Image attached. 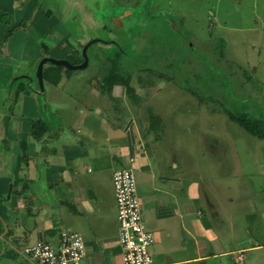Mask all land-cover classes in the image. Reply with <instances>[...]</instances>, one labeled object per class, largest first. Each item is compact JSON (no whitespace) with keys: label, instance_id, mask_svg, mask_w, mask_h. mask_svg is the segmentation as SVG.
<instances>
[{"label":"rangeland","instance_id":"obj_1","mask_svg":"<svg viewBox=\"0 0 264 264\" xmlns=\"http://www.w3.org/2000/svg\"><path fill=\"white\" fill-rule=\"evenodd\" d=\"M37 4L30 19L23 22L19 18L15 22L14 14H6L9 30L4 35L6 38H0L5 46L0 54V66L4 69L0 72V84H11L13 90L21 86L28 91L27 96L37 106L42 105L38 109L40 119L47 120L54 128L62 126L59 120L62 113L56 110L61 105L69 108L66 117L74 111L81 113L79 120L74 119L78 120L74 121L75 127L78 124L83 128L81 121L88 112L96 114L92 115L95 120L107 118L113 126L132 117L145 146H160L159 150L185 147L192 153L194 164L210 170L207 175L219 205L240 226V243L248 239L245 236L250 227L257 235L245 243L264 239V220H258L264 215V142L248 135L220 113L211 115L213 109L222 107L235 113L244 109L255 117L264 113V43L261 40L256 45L260 52L257 55L245 38L244 44L237 45L243 50L232 53L231 37L235 33L227 30L239 23L242 27L253 23L254 6L263 9L260 7L264 0H37ZM37 11L39 15L34 22ZM45 13H50L45 17L48 21L42 19ZM117 17L123 18L121 28L113 24ZM23 31L28 33L30 51L20 59L7 56L8 43L15 42ZM244 34L248 37L247 33H237L241 40ZM97 39L104 43L96 42ZM118 39L128 53L123 62L129 60L132 65L140 66L148 52L154 56L146 63L156 72L136 71L131 76L130 85L137 103L132 102L121 86H115L111 95L102 94L99 88L110 69L109 51ZM222 39L227 40L225 59L219 54ZM108 40H113L112 44L105 43ZM88 44L87 68L62 67L60 84L56 87L44 80L41 92L36 78L39 62L43 58L74 62L75 57L80 61ZM7 58L13 62L9 63ZM11 63L15 76L8 80L11 72L4 67ZM196 96L206 103L200 105ZM3 99L4 94L0 93V107ZM150 112L164 123L160 140L148 132ZM208 143L213 145L215 153L207 150ZM214 157L229 165L218 167L219 162L214 165ZM260 222L261 227L254 231ZM260 254L263 253L250 256L259 261Z\"/></svg>","mask_w":264,"mask_h":264},{"label":"crops","instance_id":"obj_2","mask_svg":"<svg viewBox=\"0 0 264 264\" xmlns=\"http://www.w3.org/2000/svg\"><path fill=\"white\" fill-rule=\"evenodd\" d=\"M37 5V0H0V38H6L9 30L6 14H14L15 22L29 20ZM260 8L254 6V22L249 26L242 27L235 18L239 25L222 27L236 34L231 37L232 53L243 50L237 45L247 38L252 52L260 54L255 49L261 40L264 43V5ZM237 33L248 37L244 34L241 40ZM20 35L8 43L7 56L20 59L30 51L28 33ZM4 48L0 42V54ZM38 53L41 57L42 49ZM4 68L11 72L8 80L15 76L12 63ZM18 90L0 84L4 94L0 107V264H31L20 253L39 241L58 245L62 230L83 237V264H122L112 185L113 173L121 168L134 173L142 218L155 236L150 247L153 264H264V239L245 243L257 235L250 227L248 239L240 243L237 219L219 205L207 175L210 170L194 164L185 147L145 146L132 117L113 126L107 118L95 120V113L88 112L81 121L83 128L75 127L80 112L66 117L69 108L61 105L56 110L62 113V126L35 139L31 125L40 119V107ZM215 114L219 113L211 112ZM207 148L216 152L209 143ZM212 162H219L218 167L227 163L218 157ZM258 220H264V215ZM260 227L261 222L254 231ZM251 253H263L262 260L251 258Z\"/></svg>","mask_w":264,"mask_h":264},{"label":"built area","instance_id":"obj_3","mask_svg":"<svg viewBox=\"0 0 264 264\" xmlns=\"http://www.w3.org/2000/svg\"><path fill=\"white\" fill-rule=\"evenodd\" d=\"M112 185L117 206L122 264H153L150 247L155 236L144 224L133 171L129 168L116 170L112 176ZM20 254L31 264H83L85 243L80 234L62 230L58 245L39 241Z\"/></svg>","mask_w":264,"mask_h":264},{"label":"trees","instance_id":"obj_4","mask_svg":"<svg viewBox=\"0 0 264 264\" xmlns=\"http://www.w3.org/2000/svg\"><path fill=\"white\" fill-rule=\"evenodd\" d=\"M119 41L120 40L118 39L113 49L109 51L111 55H108L107 62H109L110 64V69L108 73L106 74V76L100 82L99 88L102 94L111 95L112 89L115 86H121L125 89L127 96L132 100V102L137 103L138 98L135 94V90L130 85L131 76L136 71H145L148 73H153L155 70L153 68H150L149 63H146V61L151 62L154 56L151 54L152 52H148L147 53L148 55L145 56V63L140 66L135 65V64L132 65L131 63H129V60L127 62L125 61L123 62L124 57L127 56L128 53H127V50L123 47L122 44H120ZM220 41H221L220 42L221 52L219 54L221 55V57L225 59V55H226V51H225L226 44L225 43L226 42L223 39ZM138 61L140 62L141 60H138ZM82 62H83L82 59L80 61L74 59V62H70V63L72 65H79ZM61 71H62V66H53V65L46 66V68L45 67L43 68V80H46L51 85L58 86L62 80ZM158 76L163 78V76L160 75L159 73H158ZM18 89H19L18 91H22L23 93L27 95L29 93L28 91H25V89L21 86ZM204 101L205 99L201 98L199 101L200 105H203L204 103H206ZM39 107H42V105H40ZM243 110L235 113V112H231L229 109L225 107H222L216 110L213 109L212 112L222 113L231 123L236 124L242 130H244L248 135L256 138L259 141L264 142V113H261L258 117H255V116L249 115ZM149 123L150 124L148 128V132L155 135L154 136L155 140H160L162 138L161 137L162 133H164V123L162 119L158 116L153 115L150 112ZM52 127L53 126L51 125V123L45 119L36 120L31 125L32 136L35 139H39L43 134L50 132V129Z\"/></svg>","mask_w":264,"mask_h":264},{"label":"water","instance_id":"obj_5","mask_svg":"<svg viewBox=\"0 0 264 264\" xmlns=\"http://www.w3.org/2000/svg\"><path fill=\"white\" fill-rule=\"evenodd\" d=\"M117 23H120V20H118ZM89 45L90 44H88L87 46L84 47V50H83L84 62L80 65H72L70 62H68L66 60H57V59H53V58H43L39 62L37 70H36V78L38 80L39 88H40L41 92L44 91L43 68L45 65L51 64L53 66H62L68 70H83V69L87 68V66H88V58L86 55V51H87V48Z\"/></svg>","mask_w":264,"mask_h":264},{"label":"flooded vegetation","instance_id":"obj_6","mask_svg":"<svg viewBox=\"0 0 264 264\" xmlns=\"http://www.w3.org/2000/svg\"><path fill=\"white\" fill-rule=\"evenodd\" d=\"M118 20H120V23H117ZM122 20H123V18L121 19V18H118V17H117L116 20L113 22V24H114V25H117L116 27L121 28V27H123V25H122ZM95 41H96V42H102V43H104L103 40H99V39H97V40H95ZM95 41H93V42H95ZM111 41H113V40H110V41L108 40V41L105 42V43H107V44H112ZM117 41H118V40H117ZM117 41H116V42H117ZM114 42H115V41H114ZM115 44H116V43H114V45H115ZM88 48H89V46H88ZM88 48H87V50H88ZM83 50H84V48H83ZM83 50H82V58H81V57H80V58H81V59L83 60V62H84V58H83ZM86 55H87V51H86ZM87 58H88V57H87ZM74 59L77 60L76 57H75ZM83 62H82V63H83ZM82 63H81V64H82ZM88 63H89V59H88ZM79 65H80V64H79Z\"/></svg>","mask_w":264,"mask_h":264}]
</instances>
